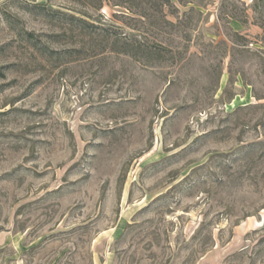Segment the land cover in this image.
Masks as SVG:
<instances>
[{"label": "rangeland", "instance_id": "1", "mask_svg": "<svg viewBox=\"0 0 264 264\" xmlns=\"http://www.w3.org/2000/svg\"><path fill=\"white\" fill-rule=\"evenodd\" d=\"M170 1L0 0V264H264V0Z\"/></svg>", "mask_w": 264, "mask_h": 264}, {"label": "trees", "instance_id": "2", "mask_svg": "<svg viewBox=\"0 0 264 264\" xmlns=\"http://www.w3.org/2000/svg\"><path fill=\"white\" fill-rule=\"evenodd\" d=\"M113 6L121 7L128 11L132 10L133 8H139L140 11L139 12L137 11L136 14L141 17H146L149 10L153 8L157 12L163 13V9L165 6H171V1L170 0H121L120 4H113Z\"/></svg>", "mask_w": 264, "mask_h": 264}]
</instances>
